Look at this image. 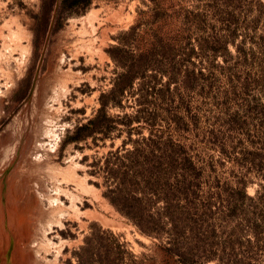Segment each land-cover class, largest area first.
I'll return each mask as SVG.
<instances>
[{
    "label": "rangeland",
    "instance_id": "374dc122",
    "mask_svg": "<svg viewBox=\"0 0 264 264\" xmlns=\"http://www.w3.org/2000/svg\"><path fill=\"white\" fill-rule=\"evenodd\" d=\"M0 264H264V0H0Z\"/></svg>",
    "mask_w": 264,
    "mask_h": 264
},
{
    "label": "trees",
    "instance_id": "16d2710c",
    "mask_svg": "<svg viewBox=\"0 0 264 264\" xmlns=\"http://www.w3.org/2000/svg\"><path fill=\"white\" fill-rule=\"evenodd\" d=\"M139 72L140 71L136 70L135 74L131 73L132 77L137 76ZM150 148L152 149V152L154 154L155 158L153 159V162L155 163H153L152 167L146 169V171H149L150 173V179L148 180L149 184L152 183L151 181L152 178H156L157 181L161 179V175L163 173V166H162L163 164H162L161 159L163 160V158L166 157V149L164 151V147H150ZM134 151L139 153L140 149L136 148ZM157 151H160L161 153L158 155L155 154V152ZM115 191L118 192L119 196H117V199L115 198V201L113 199V201L116 204H121L122 206L121 210L125 212L127 215L133 217L136 221H138L139 224H141L143 230L150 231V228L152 227L144 229V224L148 222L149 220L145 218L144 210L143 208L140 207V202H139L140 199L134 196H131V194H128L127 196L123 195L122 191L124 190L120 187H117Z\"/></svg>",
    "mask_w": 264,
    "mask_h": 264
},
{
    "label": "bare ground",
    "instance_id": "6f19581e",
    "mask_svg": "<svg viewBox=\"0 0 264 264\" xmlns=\"http://www.w3.org/2000/svg\"><path fill=\"white\" fill-rule=\"evenodd\" d=\"M14 19H15V18H14ZM7 22H8V21H7ZM10 28H11V27H10ZM12 30H13V29H12ZM10 31H11V30H10ZM10 31H9V32H10ZM15 33H16V32H15ZM16 34L18 35V33H16ZM2 36H3V35H2ZM12 36H13V33H12ZM12 36H11V37H12ZM14 36H15V35H14ZM18 36H19V35H18ZM19 37H20V36H19ZM8 38H10V37H8ZM20 38H21V37H20ZM4 40L6 41V39H4ZM19 40H20V39H19ZM19 40H18V41H19ZM2 41H3V40H2ZM10 41H11V40H10ZM7 42H8V41H7ZM11 42H12V41H11ZM9 47H10V46H9ZM17 50H18V49H17Z\"/></svg>",
    "mask_w": 264,
    "mask_h": 264
}]
</instances>
